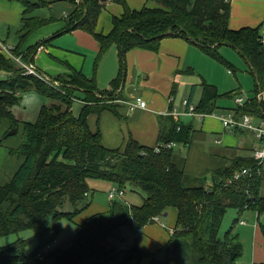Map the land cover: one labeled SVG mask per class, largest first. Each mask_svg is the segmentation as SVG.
Segmentation results:
<instances>
[{
	"label": "trees",
	"instance_id": "trees-1",
	"mask_svg": "<svg viewBox=\"0 0 264 264\" xmlns=\"http://www.w3.org/2000/svg\"><path fill=\"white\" fill-rule=\"evenodd\" d=\"M6 1L19 3L23 8L20 37L12 48L13 55H21L28 62L30 54L52 38L82 30L98 43L95 66L114 46L119 69L111 81V90H99L94 78L72 68L71 74L53 79L59 83L54 88L15 68L10 58L0 52V72L5 75L0 78V123L7 131L20 127L23 130L22 142L9 149L11 155L22 158L21 163L9 180L0 185V237L32 230L38 239L30 254L24 252L22 239L0 246V264H42L47 259H52L53 264H111L119 256L115 249L106 247L112 232L123 226L139 231L159 223L169 209H174L176 215L167 241L156 252L133 244L122 255L120 264H141L144 258L148 259L147 264H238L242 256L239 237L231 229L220 236L221 224L231 207L239 215L246 210L264 215V196L260 195L264 188V164L257 166L252 154L234 159L231 165L214 171L210 186L205 187L203 178L185 173V158L174 152L175 146L190 143V125L167 115L160 120L155 147L141 145L129 137L121 147L108 148L102 142L101 132L89 128L87 118L96 116L98 120L103 112L121 117L117 106L126 101L120 89L125 79L126 53L133 49L157 51L166 37L194 41L204 54L231 71H235L233 66L218 49L221 45L233 47L247 62L256 90L264 89V42L259 27L230 29L231 0H147L158 6L144 4L140 9L130 8L126 0H69L73 8L64 15V26L51 39L36 42L23 54L22 46L28 36L57 20L53 16L29 14L61 0ZM107 2L120 5L122 12L111 17L110 29L104 33L97 31V24ZM29 89L52 102L40 109L35 121L23 122L11 109L18 104L19 93ZM77 90L84 94L83 98L76 97ZM175 91L173 85L170 96ZM217 96L214 86L203 83L195 112L212 113ZM75 100L82 105L77 115L71 110ZM237 107L236 117L247 114L264 119V102L252 99ZM243 168L250 169L249 175L227 183ZM89 179L106 181L121 190L120 199L129 187L143 195L142 203L132 206L117 201L118 195L108 198V211L87 217L67 248L51 249L50 244L59 234L57 221L71 220L91 205L87 201ZM66 204L71 210L60 211ZM260 227L264 233V222ZM41 250L43 258L38 259ZM159 251H163L162 259L158 258Z\"/></svg>",
	"mask_w": 264,
	"mask_h": 264
},
{
	"label": "crops",
	"instance_id": "crops-1",
	"mask_svg": "<svg viewBox=\"0 0 264 264\" xmlns=\"http://www.w3.org/2000/svg\"><path fill=\"white\" fill-rule=\"evenodd\" d=\"M126 2L128 3V0H126ZM109 8L107 12L102 11L98 19L97 28L98 30L102 29L101 31L104 33L108 32L110 29L111 17L121 13V10L119 12L116 10L118 9L117 7L113 9L115 12H111ZM50 24L53 26L52 23ZM51 26L45 29L43 33H47L46 35L54 34L62 28ZM228 27L233 30L244 27H259V34L262 38V42H264V0H231ZM105 29L108 30L105 32ZM83 33L86 32L74 30L71 33L65 34L76 36L75 39H77L78 44L85 45L90 52L95 55L91 66L92 73L88 78L95 79V83L99 90H111V81L116 77L119 66L117 67L116 74L108 80L103 87L99 86V69L105 60L106 53L95 66L99 49L98 43H93L91 40L89 42L86 37L79 35ZM111 48V50H114L113 46ZM26 49L27 48H22L21 53L24 54ZM54 49H56V47L51 43L37 47V49L30 54L28 63L32 62L37 71L48 78L53 75L58 76V74L61 73L60 71H65V69L54 67L52 60L60 58L57 57V55L60 54V56L63 55V57H65L63 61L69 68L81 70V72H83L82 68L85 62L82 57H80V54L70 49H68L69 51L64 49L63 51L70 52L71 62H69L66 60L67 55L63 53H58L56 51L57 53L54 55ZM233 49L226 50L225 54L220 49H218V52L221 51L224 55L222 56L235 67V69L238 67L241 70L237 74H235V71H231L226 66L224 67L221 63L204 54L195 43L179 37L163 38L157 51L144 49H133L128 51L125 55L126 71L124 82L120 86L121 93L123 99L130 102L134 101L137 97L142 98L146 102V108L142 109L135 107L130 110L128 104L121 102L119 106H117L121 117H116L110 113L112 116L110 118L105 112L99 115L96 122L98 123L97 128L102 135L103 144L108 148H119L131 137L141 145L155 147L160 130V120L167 115H171L170 113L176 112L178 120L183 124L190 125L192 129L190 143L186 146L179 147V149L185 153V156H183L185 158L184 171L191 177L203 178L204 186H210L211 176L214 171L231 165L234 159L251 156L253 149L258 145V141L253 133L239 128H224L219 119V116L223 115H236L235 112L238 107L235 103V99L237 97H242L244 102L252 99H256L258 103L264 102V89L259 91L256 90L255 77L249 72L247 62L236 49H234L235 51L233 52ZM0 52L5 54L4 51ZM42 55L50 57L51 62L46 59L43 60ZM49 69L54 71L50 72ZM44 70H48L50 73H46ZM188 70L192 72L190 73ZM66 74L68 73H65V75ZM203 83L214 86L218 94L213 102V112L205 114L203 117L187 115L185 113L186 107L182 104V101L188 100L190 105L196 106L200 100ZM173 85H175V95L170 96ZM148 89H152L154 92H150ZM103 116L105 120L110 122V132H104V126L102 125ZM251 117L255 123L261 120L258 117ZM174 118L177 119L176 117ZM19 162L20 160L18 159L17 166ZM175 215L176 212L174 209H169L163 215L167 217L166 224L164 225L167 234L162 238L163 243L161 245L167 241L168 231L174 227ZM254 218L257 223H254L252 226L253 237L247 264H264V233H262L260 227L261 223L264 222V215L259 216L254 212ZM156 224L159 223L146 225L139 230V239L144 232H155L153 227H155ZM246 224L247 223L243 220L239 221L240 226H245ZM162 225L163 223L161 226ZM257 237L259 238L258 245L256 244ZM108 245L112 247L111 242H109ZM121 257L118 256L114 262L120 264Z\"/></svg>",
	"mask_w": 264,
	"mask_h": 264
},
{
	"label": "rangeland",
	"instance_id": "rangeland-1",
	"mask_svg": "<svg viewBox=\"0 0 264 264\" xmlns=\"http://www.w3.org/2000/svg\"><path fill=\"white\" fill-rule=\"evenodd\" d=\"M144 4L150 7L158 6L157 3L153 1H147V0H143V1L142 0H128V3H127V5L130 8L133 7L132 9L134 8L140 9ZM115 6L118 9H116ZM72 7H73V3H71L69 0H61V1L54 2L44 8H39L31 12L29 16L33 15V16H38L42 18L53 16L57 19L54 23H52L53 26H55V28L63 27L65 24L64 15L65 13L67 14L71 10ZM108 8L111 12H115L113 10L114 8L118 12L120 10L122 12V8L120 5L110 3V2L106 3L102 11L107 12ZM22 9L23 8L19 3L8 2L6 0H0V42H1V46L5 45L8 48L7 49L8 52L6 51L7 52L6 55L8 59L10 58L15 68L19 70H24L26 71L27 74H30L24 68V65H27L29 63L24 61L23 58H20L21 55L16 56V55H13L14 53L12 52V48L16 45L20 37L19 29L21 28V24H22V20H21L23 16ZM102 11L100 15L102 14ZM50 26L51 24L30 34L28 38L26 39V41L24 42L22 48L23 49L28 48L30 45L34 44L38 40L52 37L53 33L50 35H46L47 33H43L45 29H47ZM101 30L102 29L98 30L97 28V31H101ZM107 30L108 29H105V32ZM65 35L57 36L50 40L49 43H51L54 47H56V49L53 50V54L55 55V53L58 52V53H63L64 55H67L66 60H68L69 62H71L70 52L63 51L64 49L65 50L70 49V50H73V52L80 54L81 55L80 57H82V59L85 62L82 68V71H83L82 74L86 77H90V74L92 73L91 66L94 61L95 55H93V53L90 52V50L85 45L78 44L77 39H75L76 36H70V35L65 36ZM79 35L86 37L89 40V42L91 40L93 43L97 44L96 40L90 34L83 33ZM111 49L112 48H110L106 52L105 60L103 64H101L100 69H99L100 75L98 77V85L101 87H103L106 84V82L110 80L116 74V70L118 67L119 62L117 60V51L115 52L116 48L113 46L114 50H111ZM219 49L225 54L226 50L233 49V48L229 46H221ZM221 51L219 52L221 55H223ZM234 51L235 50L233 49V52ZM57 57H60L61 59L60 58L53 59L52 64L56 68L60 67L61 69H65V71H60L61 73L58 75L63 76L65 75V73L71 74L70 68L63 61L65 60V57H63V55L60 56V54H58ZM42 58L43 60L46 59L49 62H51L50 57H48L47 55H42ZM30 64L34 66L32 62H30ZM233 68L235 70V74L241 71L238 67H237L238 69L237 68L235 69V67ZM34 69H36L35 66H34ZM44 71L46 73H50L54 70L49 69L50 72L48 70H44ZM32 75H35V74H32ZM56 77L57 75L55 76L53 75L49 79H54ZM0 78H4V75L0 74ZM149 91L154 92L152 89ZM75 94L77 98L84 97V94L78 90L75 92ZM51 102L52 101L48 97H46L44 94L37 92L35 90L29 89V90L22 91L19 93L18 104H14L11 110H12L13 115L18 120L23 121V122H33L36 120V117L40 109L43 106H49ZM81 106L82 105L80 101L75 100L71 107L72 113L74 115H77L79 113ZM105 114L108 115V117L110 118L112 117L111 114L108 112H105ZM96 119H97L96 116H89L87 118L88 126L92 130L98 129L97 128L98 123L96 122ZM102 119H103L102 125L104 126V132L105 133L110 132L111 131L110 122L108 120H105L104 116ZM12 130L13 129H10L7 131V127L3 123H0V185H3L5 182L9 180V178L11 177L13 172L18 168L22 160V158H18L16 156L10 155L9 149H14L18 147L19 144L22 142L23 130H22V127H20L18 130L16 129L17 130L16 133L7 135L8 132ZM179 147H180L179 145L174 147L175 154L178 155L179 157L185 156V153L182 150H180ZM18 159L20 160V162H19V165L17 166ZM88 184L91 190L87 198V201L88 202L91 201V205L89 206L88 209L76 215L71 220L63 218L57 221L56 225L59 228V234L56 240L50 244L51 249H61L62 250V249L67 248L71 242L70 239H72V237H74L75 234L77 233L79 229V225L87 217L95 213H106L108 211L109 202H110V200L108 199V193L113 189V185H111L110 183L106 181L94 180V179H89ZM190 185H197V183L196 184L191 183ZM260 195L264 196V188L261 189ZM120 197L121 196H117L115 199H117V201L123 200L124 203L130 204L132 206H139L142 203L143 195L137 191H132V189L127 187L124 190V196L121 199ZM70 210L71 208L68 204H66L62 209H60V211H65V212L70 211ZM240 220L245 221L247 224L245 226H240L239 225ZM166 221H167V217H160L159 224H156V226L153 227L155 232H151V233L144 232L140 239L138 237L139 235L138 230H136L135 228L128 227V226H123L115 230L114 232H112L111 237L108 240V242L112 243V247L108 245L109 243L106 245V247L115 249L117 252H119L120 257L124 254L125 250L131 248L133 244H137L140 248L147 249L149 252H156L160 248V245L163 243L162 238L164 237V235L167 234V231L164 229V225L166 224ZM162 223L163 225L161 226ZM254 223H257V222H256V219L254 218V212L252 210L244 211L241 215H239L237 212V209L234 207H231L227 209L223 217V221L221 224L219 234L220 236H223V234L227 230L231 229L233 234L239 236V240L242 245V256L238 260L239 264H247L249 261L251 241L253 237L252 226ZM17 239L25 240L24 252L26 254H30L38 244V239L32 230H23L17 234H10L7 236L0 237V246H6L8 244L14 243ZM256 244L257 245L259 244L258 237L256 239ZM41 252L42 250L39 253ZM162 257H163V251H159L158 258L162 259ZM43 261L44 262L42 264H53L52 259H47ZM147 262H148V259L144 258L141 264H147ZM111 264H119V263L113 261ZM128 264H135V262L131 261Z\"/></svg>",
	"mask_w": 264,
	"mask_h": 264
},
{
	"label": "built area",
	"instance_id": "built-area-1",
	"mask_svg": "<svg viewBox=\"0 0 264 264\" xmlns=\"http://www.w3.org/2000/svg\"><path fill=\"white\" fill-rule=\"evenodd\" d=\"M0 49L4 51L5 53L8 52V48L3 45L1 46L0 42ZM7 51V52H6ZM24 68L27 70L28 73L30 74H35L37 77L40 79L44 80L48 84H50L54 88H58L59 83L53 79H49L43 74H40L36 69H34V66H32L30 63L27 65H24ZM40 74V75H39ZM124 103L128 104V107L130 110L134 109L135 107L138 108H146V102L142 98H135L134 101H123ZM235 103L238 106H242L244 103V99L242 97H237L235 99ZM182 104L186 107L185 113L190 116H196V117H203L205 114L201 113H196L195 112V107L193 105H190L187 100L182 101ZM172 116L178 118V115L176 112L170 113ZM219 119L221 121V124L224 128H232V129H244L248 130L251 133L254 134L255 138L258 141V145L253 149V159L256 163L257 166H260L264 164V120H260L259 122L255 123L252 120V117L250 115H242L240 117H236L235 115H223L219 116ZM174 144H168V147L173 146ZM158 149H156L157 151ZM250 169L249 168H243L240 171L236 172L231 179L228 180L227 183H230L232 180H237L242 176L249 175ZM123 192L121 190H117L116 188H113L109 193H108V198L112 199L115 195L121 196ZM48 247V246H47ZM43 256L39 253L38 254V259H42Z\"/></svg>",
	"mask_w": 264,
	"mask_h": 264
},
{
	"label": "water",
	"instance_id": "water-1",
	"mask_svg": "<svg viewBox=\"0 0 264 264\" xmlns=\"http://www.w3.org/2000/svg\"><path fill=\"white\" fill-rule=\"evenodd\" d=\"M193 43H195L194 41H192ZM39 72V71H38ZM40 74H42L41 72H39ZM16 129H13L12 131H10V132H8V134L7 135H11V134H14V133H16Z\"/></svg>",
	"mask_w": 264,
	"mask_h": 264
}]
</instances>
